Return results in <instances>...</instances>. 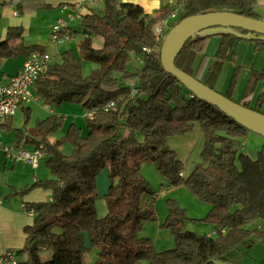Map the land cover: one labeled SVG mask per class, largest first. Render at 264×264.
Listing matches in <instances>:
<instances>
[{
  "label": "trees",
  "instance_id": "obj_1",
  "mask_svg": "<svg viewBox=\"0 0 264 264\" xmlns=\"http://www.w3.org/2000/svg\"><path fill=\"white\" fill-rule=\"evenodd\" d=\"M256 4L257 0H177L149 14L133 2L104 0L102 10L81 15L80 53L68 49L61 52L60 61L51 59L33 91L45 104L77 103L85 113L92 112L84 116L86 133L73 123L62 138L51 141L63 126V115L50 114L27 131L14 127L13 116L0 120V129L16 131L17 145L23 141L33 148L28 150L46 157L51 174L24 188L41 186L52 198L27 206L35 216L25 229L23 248L15 251L21 264H215L214 259L230 260L258 231L250 225L264 220V151L255 157L244 153L243 142L251 131L194 96L164 69L162 41L155 31L175 10L181 11L180 19L215 10L259 18ZM23 34L22 25L9 26L0 38V56L45 51L40 45H22ZM94 36L103 38L102 46H94ZM219 36L217 55L222 56L229 50L227 40L239 38ZM209 38L187 41L176 59L179 68L200 80L204 57L198 69L194 63L199 54L203 56ZM255 42L256 49L264 44ZM84 61L96 65L89 75L83 73ZM237 77L236 68L225 94L229 98ZM256 77L254 72L252 81ZM250 107L261 111V97ZM28 116L24 114L25 126ZM195 123L202 128L205 143L201 161L185 176L184 163L168 140L189 133ZM64 141L72 143L71 154L62 151ZM146 161L155 163L172 186L185 185L210 205L200 220L213 228V234L185 230L186 211L170 198L163 226L172 231L175 246L158 251L150 238L140 235L143 223L156 219V192L140 169ZM103 170L110 180L105 195L108 212L99 216L95 201ZM87 254L92 261L85 260Z\"/></svg>",
  "mask_w": 264,
  "mask_h": 264
},
{
  "label": "crops",
  "instance_id": "obj_2",
  "mask_svg": "<svg viewBox=\"0 0 264 264\" xmlns=\"http://www.w3.org/2000/svg\"><path fill=\"white\" fill-rule=\"evenodd\" d=\"M122 1L139 4L149 14H157L162 6L169 3L174 5L176 3V0ZM97 3L103 4L104 0H0V38L3 39L5 37L9 26L22 25L24 34L21 39V44L40 45L46 52L51 54L52 61H55V55L59 54L61 56V52L68 49L79 54L80 42L83 34L77 31L73 23L76 21L80 23L81 15L96 10ZM64 5L67 7L65 10H63ZM255 10L259 18L264 19V0H257ZM22 12H24L23 16H21ZM175 12L176 16L175 18L171 17L169 20L170 22L181 16L180 10H175ZM31 15L34 17V20H32ZM61 17L66 21V26L62 28L61 32V35L65 38L60 42H56L52 40L53 26ZM220 41L221 37L219 35L210 36L203 56L202 54L197 56V58L200 57L199 60L204 57L203 66L199 69V77L206 84L214 87L216 85L215 81L220 74L223 61H231L233 63V71L227 87V81L223 82L226 88L225 94L228 92L231 78L237 68L238 77L230 93L231 99H234V95L237 94L238 102L247 104L248 106H254L261 97V106L264 112V65L259 68V66L255 65L240 64L238 60V51L235 48L237 41L232 39L227 40V42H229V44H227L229 50L226 54L222 56L217 55V48ZM232 51L236 52L233 57H231ZM26 57V53H20L11 57L0 56V84H8L10 78L22 69ZM199 60L198 63H196V61L194 63L197 69L199 68ZM254 72L257 77L252 81ZM32 89L34 90V85ZM35 95L36 100L22 104L12 117V124H14L15 128L19 127L15 125L14 118L16 114L21 111L23 115L27 114L29 115L28 117H30L29 123L22 127L26 131L32 129L37 120L43 119L50 114H56L63 115V121L72 117L70 125L74 123L81 128L83 133H86L87 127L84 121L85 111L80 104L63 103L55 107L45 103L40 105L39 102L41 99L36 93ZM32 104H36V106H32ZM36 108L46 116L40 118L37 115V118H35ZM80 114L83 119L78 117ZM4 131L8 133L14 131V147L7 146L10 145V143L2 141L1 133ZM15 133V130L7 131L3 128L0 129V140L2 144H7H3V146L0 147V254L8 250L15 252L23 248L27 237V231L25 229L27 226L33 224L35 216L28 210L27 206L33 202L46 201L52 198L51 191L41 186H35L24 191L26 186L33 184L37 180L49 179L51 174L48 167L42 165L40 160L37 165H33L32 163L26 162L24 159L16 158L15 153L19 147L24 146L25 148H30V150H33V148L24 144L23 141L17 145L18 137H16ZM251 136L254 135H250L249 137L252 140L261 142V137ZM50 140L53 142L56 141L52 136H50ZM246 145L247 144H245V147L244 145L242 146V150H245ZM4 147H9L11 149L10 153L6 152ZM42 157L43 155L40 156V159H42ZM106 173L105 171V173L101 175V179H103L102 182L104 183H106ZM104 187L105 185L102 186V188ZM250 227L258 231L253 232L249 236L247 243L241 245L240 249L231 255L230 260H223L225 264H264V242L262 241V235L264 236V220L252 223ZM205 233L213 234V228L210 226L209 230H206ZM92 259L93 256L90 254L85 256L87 262L92 261Z\"/></svg>",
  "mask_w": 264,
  "mask_h": 264
},
{
  "label": "rangeland",
  "instance_id": "obj_3",
  "mask_svg": "<svg viewBox=\"0 0 264 264\" xmlns=\"http://www.w3.org/2000/svg\"><path fill=\"white\" fill-rule=\"evenodd\" d=\"M96 5V9L98 11L102 10V3H97ZM23 13L24 12H22L21 16H23ZM31 17L32 20H34V17L32 15ZM179 20L180 17L177 19V22ZM73 25L76 26L77 31L82 33L83 26L79 22L76 21L73 23ZM235 41H237V45L235 48L238 51V60L240 64L250 66L255 65L259 66V68L264 65V44H260L258 46V49H256L255 40L239 38ZM93 44L95 47L102 46L103 38L100 36H94ZM199 58L200 57L197 58L196 63H198ZM55 60L60 61L61 56L59 54L55 55ZM83 66L84 75L91 74L92 69L96 68V65L90 61H84ZM232 71L233 63L229 60L223 61L220 74L217 80L215 81L216 85L213 88L218 92L225 94L226 88L223 82L227 81V87L230 77L232 75ZM233 98V100H237L238 102L237 94H235ZM39 104L43 105L44 102L41 100ZM32 106H36V104H32ZM260 110L263 112L262 106ZM37 115L40 118L46 116L38 108H36L35 118H37ZM78 117H81V119H83L81 114L78 115ZM71 120L72 117L64 121L62 128L53 135H51L52 138L55 140L62 138V136H64L68 131ZM14 121L15 125L19 128L25 126L24 115L21 113V111L16 114ZM13 133L14 131H12L11 133H8L6 131L1 133L2 141L10 143V145H7L5 143L7 146L14 147L13 142L15 137ZM250 135L261 137V142H256L252 140L251 138H249ZM139 138L141 139V135L139 136ZM204 143L205 137L199 123H195L193 130L189 133L169 138V148L174 149L177 152L179 158L184 163L183 172L185 176H188L193 170L194 166L201 161V151L204 146ZM243 143L244 147L245 144H247L243 152L250 156L255 157L257 156L260 150L264 151V138L259 134H256L255 132H250L248 136L244 139ZM61 149L65 154H71V152L73 151V145L70 141H64L61 145ZM45 160L46 157L44 156L42 157V159H40L41 164L44 166L46 165ZM130 161L132 162L133 158H131ZM140 169L142 176L149 182L152 190L156 192V219L147 220L143 223L142 229L140 230V235L142 237L150 238L154 247L158 251L170 249L175 246V238L172 231L166 226H163L169 214L168 199L170 198L174 199L177 204L186 211L188 219L184 225L185 230L194 231L200 234H204L206 230H209V224L200 220L201 218L206 216L210 209V205L208 203L201 201L185 185L172 186L168 178L158 170L155 163L146 161L140 165ZM105 171L107 172V170H103L97 178L98 197L95 201V205L99 216H104L108 212V205L105 198L110 183L108 172L105 175L106 183L102 182L103 179H101V175L105 173ZM103 185H105L104 188H102Z\"/></svg>",
  "mask_w": 264,
  "mask_h": 264
},
{
  "label": "water",
  "instance_id": "obj_4",
  "mask_svg": "<svg viewBox=\"0 0 264 264\" xmlns=\"http://www.w3.org/2000/svg\"><path fill=\"white\" fill-rule=\"evenodd\" d=\"M223 34L248 40H264V19L227 10L185 16L170 27L162 41L160 48L162 66L194 96L217 106L250 131L264 137V112L229 98L176 65V59L187 41ZM213 261L215 264H225L220 259Z\"/></svg>",
  "mask_w": 264,
  "mask_h": 264
},
{
  "label": "built area",
  "instance_id": "obj_5",
  "mask_svg": "<svg viewBox=\"0 0 264 264\" xmlns=\"http://www.w3.org/2000/svg\"><path fill=\"white\" fill-rule=\"evenodd\" d=\"M67 7L63 6V10ZM176 12L172 13V18H175ZM66 26V21L63 17L59 18L53 26L52 40L60 42L63 38L61 35L62 28ZM171 24L169 20H164L156 25L155 31L158 38L163 41L166 37ZM168 29V30H167ZM51 60V54L46 51L35 50L32 51L25 59L22 69L13 75L8 84H0V120L14 116L17 109L24 103H30L36 100L35 92L32 87L36 80L42 75L46 69V66ZM135 90H133L134 93ZM113 102L109 104L111 106ZM91 116L92 112L85 113ZM3 146L0 140V147ZM6 152L11 151L9 147H4ZM16 158L24 159L28 163L37 165L41 152L39 150L30 151L24 146L19 147L16 150ZM35 214L34 209L30 210ZM0 264H21L19 257L14 251H6L0 254Z\"/></svg>",
  "mask_w": 264,
  "mask_h": 264
}]
</instances>
